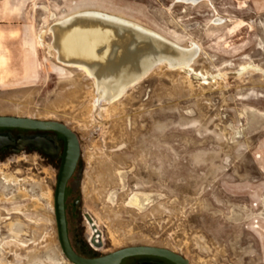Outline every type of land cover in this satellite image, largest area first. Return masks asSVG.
<instances>
[{"label": "rangeland", "instance_id": "374dc122", "mask_svg": "<svg viewBox=\"0 0 264 264\" xmlns=\"http://www.w3.org/2000/svg\"><path fill=\"white\" fill-rule=\"evenodd\" d=\"M82 10L195 43L199 54L98 102L96 80L55 47L57 22ZM0 116L58 121L78 135L66 194L72 245L78 234L104 254L153 246L191 264H264V0H0ZM7 146L1 264H73L55 213L63 148L47 137ZM17 220L25 244L10 235Z\"/></svg>", "mask_w": 264, "mask_h": 264}, {"label": "water", "instance_id": "95a60500", "mask_svg": "<svg viewBox=\"0 0 264 264\" xmlns=\"http://www.w3.org/2000/svg\"><path fill=\"white\" fill-rule=\"evenodd\" d=\"M54 33L58 58L63 64L82 65L100 82H118L131 87L146 79L160 65L169 66L170 61L180 60L183 52L179 45L164 37L107 16H76L66 23L56 24ZM0 128L52 131L62 136L64 147L55 189V213L59 241L71 263L121 264L124 259L134 256H157L174 264H191L181 254L153 246L126 247L96 258L79 255L70 239L66 207L67 188L82 157L78 135L64 123L29 117L0 116ZM9 141V136L0 138V149ZM86 218L94 231L92 244L101 248V232L90 215Z\"/></svg>", "mask_w": 264, "mask_h": 264}, {"label": "bare ground", "instance_id": "6f19581e", "mask_svg": "<svg viewBox=\"0 0 264 264\" xmlns=\"http://www.w3.org/2000/svg\"><path fill=\"white\" fill-rule=\"evenodd\" d=\"M179 2H184V3H187V2H190V1H195V0H178ZM199 1V0H198ZM195 5V4H194ZM242 9V8H241ZM242 12V11H241ZM82 15H93V16H107L113 20H116V21H119V22H122V23H126V24H130L132 26H136V27H139V28H142L146 31H148L149 33H152L154 35H158V36H161V37H164L174 43H176L177 45H179L182 49H183V52L181 54V58L180 60H177L175 62H169V67L170 68H173V69H178V68H189L192 66L193 62L195 61V59L197 58L198 54H199V47L194 45L195 43H193V46L191 47H183L182 45H180L178 42H176L174 39H170V37H166L165 35L155 31V30H152L150 28H147L133 20H130V19H127V18H124L122 16H119V15H115V14H111V13H107V12H104V11H100V10H82V11H78L76 12L75 14H73L72 16H69L67 18H64L62 20H60L59 22H57V24L59 23H66L68 22L70 19L76 17V16H82ZM221 22V21H220ZM163 27V26H162ZM158 29V28H157ZM167 29V28H166ZM170 31V30H169ZM167 34V33H166ZM171 35V34H170ZM181 36V35H180ZM184 38V37H183ZM192 44V43H191ZM198 44V43H197ZM203 50V49H202ZM58 52V51H57ZM59 57V56H58ZM65 66H69V67H74V68H78L80 70H84L87 72V74L94 78L96 80V85H97V88H98V92L100 91V97L98 99V102L100 101H108L109 103H112V102H116V100H118L120 97H122L127 91L128 89L131 87V86H127L126 84H123V83H118V82H107V83H104V82H100L99 80L96 79V77L92 74V72L82 66V65H67V64H64ZM250 67V66H249ZM193 70V69H192ZM260 71V69H257ZM137 203V202H136ZM139 206H142V205H139ZM96 224V223H95ZM91 226V225H90ZM23 228H24V224L20 221H14L12 223H10L8 225V229L10 231V235L13 237V238H16V239H19L23 244H25V242H23L21 240V234L24 232L23 231ZM92 235H94V231L92 233ZM91 235V236H92ZM90 236V235H89ZM91 236H90V239H91ZM9 237V236H8ZM11 237V238H12ZM94 237V236H93ZM94 244V243H93ZM2 248V247H1ZM1 260H0V264H1Z\"/></svg>", "mask_w": 264, "mask_h": 264}, {"label": "flooded vegetation", "instance_id": "af4514ba", "mask_svg": "<svg viewBox=\"0 0 264 264\" xmlns=\"http://www.w3.org/2000/svg\"><path fill=\"white\" fill-rule=\"evenodd\" d=\"M12 137L13 139L18 138H36V137H47L55 140L62 148L64 147V140L62 136L52 131H35L15 128H0V138ZM36 140H34L35 142ZM11 146H4L0 149V158H5L6 155L12 151ZM70 234V232H69ZM75 251L86 258H96L104 253H99L98 249H94L93 245L84 243L80 236L76 234L75 242L73 244ZM108 254V253H107ZM121 264H174L170 260L157 256H134L124 259Z\"/></svg>", "mask_w": 264, "mask_h": 264}]
</instances>
